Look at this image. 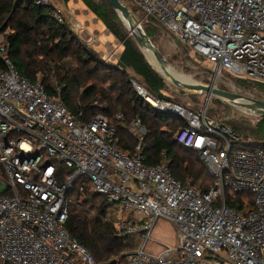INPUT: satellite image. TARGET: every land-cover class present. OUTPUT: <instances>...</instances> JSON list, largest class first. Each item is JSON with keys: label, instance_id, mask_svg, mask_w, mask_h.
Masks as SVG:
<instances>
[{"label": "built area", "instance_id": "1", "mask_svg": "<svg viewBox=\"0 0 264 264\" xmlns=\"http://www.w3.org/2000/svg\"><path fill=\"white\" fill-rule=\"evenodd\" d=\"M28 1L53 8V17L65 21L54 0ZM132 1L210 63L214 86L224 74L264 85V0ZM119 56L109 47L102 58ZM0 59V264H99L65 227L75 198L88 189L110 205L107 219L119 233L137 241L133 252L108 264H264L263 145L246 147L206 107L192 111L156 99L132 80L153 109L175 110L186 122L177 142L197 152L214 178L201 194L190 180L174 177L164 152L159 164H145L148 130L141 119L127 126L137 141L129 154L106 117L85 122L41 82L21 76L6 40ZM59 166L72 173L61 180ZM227 190L252 194L255 211L243 215L228 206ZM159 218L176 224L178 243L149 253Z\"/></svg>", "mask_w": 264, "mask_h": 264}, {"label": "trees", "instance_id": "2", "mask_svg": "<svg viewBox=\"0 0 264 264\" xmlns=\"http://www.w3.org/2000/svg\"><path fill=\"white\" fill-rule=\"evenodd\" d=\"M79 1L122 46L119 58L115 62L102 59L97 51L80 39L67 19L59 23L53 17V8L35 5L28 0H0V35L9 30L5 40L9 44V55L14 67L33 84L41 82L47 93L52 97H59L71 113H83V121L88 122L98 114L106 117L115 126V142L129 154H133L137 141L128 133L127 126L133 120L141 119L148 130L142 151L145 164H159L164 152L171 161L172 173L179 182L184 184L190 180L198 192L208 193L214 184L213 176L199 159L197 152L183 148L176 139L187 126L186 122L181 117L153 109L140 96L132 80L146 89L152 97L175 103L165 95L169 82L146 60L129 36L121 18L106 1ZM121 1L138 21L143 17L146 34L161 51L157 39L162 28L167 29L156 18L147 16L136 2ZM151 29L157 30L158 34L154 37L150 35ZM192 54L197 58L202 57ZM167 60L169 62L168 58ZM189 62L191 63L186 67ZM182 66L185 67V73H191L197 62L184 57ZM0 67H5L1 59ZM205 71L199 74L209 79L211 69ZM230 76L223 75L224 81L230 86L221 83L218 85L219 89L264 101V97L261 99L256 96L257 92L264 95V85ZM191 97L199 102L200 95L193 94ZM96 102L98 105H95ZM119 114L123 115V120L117 119ZM209 118L213 119L211 116ZM221 124L234 131L241 144L256 143L264 146V117L259 116L256 124L237 120ZM59 169L61 180L72 173L63 166H59ZM226 193L228 206L243 215L255 211L252 194H231L228 190ZM109 208L110 205L103 198L88 189L75 198L65 225L68 233L99 264H108L133 252L137 247L136 238L121 235L115 224L107 219Z\"/></svg>", "mask_w": 264, "mask_h": 264}, {"label": "rangeland", "instance_id": "3", "mask_svg": "<svg viewBox=\"0 0 264 264\" xmlns=\"http://www.w3.org/2000/svg\"><path fill=\"white\" fill-rule=\"evenodd\" d=\"M69 8L72 11L73 15H67L65 16V19L68 20V24L72 27L73 31L79 35L80 39L89 48L97 51L98 54L99 50H102L104 54L107 53L109 47L113 48L114 53H119L121 51L122 46L118 43V41L112 35L109 34L106 27L103 24L99 23L95 19V16L91 14L83 4L79 3L77 6L69 4ZM76 10H79V12L75 13ZM94 19L96 20V23L93 22ZM85 21H90L91 26L89 28H86ZM143 21L144 19L142 17L141 21L139 22L141 23L144 29ZM8 33L9 30L5 34L0 35V42L6 39V34ZM149 34L154 37L158 33L157 30L151 29L149 31ZM94 35L97 36L98 42L93 43L91 45L89 44V38ZM157 44L163 54L166 56V58L169 59V67L174 70L176 74L180 75L184 79L190 80L195 83H201L205 85H210L212 83V74L209 79L208 77H203L202 74H199L201 72H206V69H211L210 63L202 57H195L190 51V49L186 47L187 45L185 46L183 42L178 40L175 36L171 35L167 30L162 28L160 37L159 39H157ZM102 55L103 53L100 55V57H102ZM184 57H190L191 59H195V61L197 62V66L193 68L194 72L185 73V67L182 66V58ZM105 61L113 62V60L111 61L109 59ZM190 63L191 62H189L186 67H188ZM198 70H200L201 72H199ZM230 77L232 78V76ZM221 83L229 85L227 82L224 81L223 76L217 80L215 87L218 88V85ZM181 91L182 92H180L179 89L169 83V87L165 92V95L175 101V104H180L188 110L200 111L201 109L206 107L207 114H209L218 123L230 120H237L256 124L259 119V116L255 113L244 110L240 107H236L228 102L214 97H212L209 100L208 105L205 106L206 95L198 94L200 95V99L199 102H196L195 99L191 97V95H193L192 92H187L183 90ZM256 96L257 98L261 99H263L264 97L262 92H257ZM210 112H212V114ZM244 146L261 148V146L257 145L256 143H245ZM134 215L137 218L144 220L143 215H141L140 213H135ZM151 240L152 241L147 246V251L149 253H160L163 250V245H176L178 243V233L176 224L169 219L159 218L156 221V224L151 232ZM144 241L145 238H141V244H143Z\"/></svg>", "mask_w": 264, "mask_h": 264}, {"label": "water", "instance_id": "4", "mask_svg": "<svg viewBox=\"0 0 264 264\" xmlns=\"http://www.w3.org/2000/svg\"><path fill=\"white\" fill-rule=\"evenodd\" d=\"M109 6L118 14L121 18L123 25L125 26L129 36L133 39L138 49L147 59V54L150 53L152 58L159 65L160 70L155 69V67L148 61L153 68L161 74L165 80L170 84L175 86L179 90L192 92L193 94H203L206 95L205 106L208 105L209 100L214 97L225 102H228L236 107H240L244 110L250 111L257 114L258 116L264 117V101L256 99L254 97H248L240 95L234 92H229L221 90L215 87L212 83L210 85H205L201 83L196 84H183L181 81L176 79L171 72L168 70V60L163 55V53L154 45L152 40L146 34L141 23L135 17V15L129 10V8L121 0H104ZM212 73V71H211ZM169 79V80H168ZM170 116L179 117V113L175 110H169L164 112Z\"/></svg>", "mask_w": 264, "mask_h": 264}, {"label": "crops", "instance_id": "5", "mask_svg": "<svg viewBox=\"0 0 264 264\" xmlns=\"http://www.w3.org/2000/svg\"><path fill=\"white\" fill-rule=\"evenodd\" d=\"M54 1H55L56 6L63 9L65 16L73 15L72 11L69 8V4H72L74 6H77L79 3L82 4V2H80L79 0H71L69 2H66L65 0H54ZM77 12H79V10L75 11V13H77ZM93 22L96 23V20L94 19ZM85 26H86V28H89L91 26L90 21H85ZM102 53H104V52L102 50H99V54L101 55ZM118 54H120V52Z\"/></svg>", "mask_w": 264, "mask_h": 264}, {"label": "bare ground", "instance_id": "6", "mask_svg": "<svg viewBox=\"0 0 264 264\" xmlns=\"http://www.w3.org/2000/svg\"><path fill=\"white\" fill-rule=\"evenodd\" d=\"M147 59L148 61H150V63L155 67V69L160 70L159 65L157 64V62L154 60V58H152V56L150 55V53L147 54ZM168 70L171 72V74L178 79L179 81H181L183 84H196L195 82H192L190 80L184 79L183 77H181L180 75L176 74L169 66H168Z\"/></svg>", "mask_w": 264, "mask_h": 264}]
</instances>
